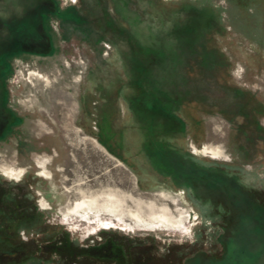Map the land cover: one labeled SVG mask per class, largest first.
Wrapping results in <instances>:
<instances>
[{
    "label": "rangeland",
    "instance_id": "1",
    "mask_svg": "<svg viewBox=\"0 0 264 264\" xmlns=\"http://www.w3.org/2000/svg\"><path fill=\"white\" fill-rule=\"evenodd\" d=\"M0 264H264V0H0Z\"/></svg>",
    "mask_w": 264,
    "mask_h": 264
},
{
    "label": "bare ground",
    "instance_id": "2",
    "mask_svg": "<svg viewBox=\"0 0 264 264\" xmlns=\"http://www.w3.org/2000/svg\"><path fill=\"white\" fill-rule=\"evenodd\" d=\"M7 174H9V173H7ZM42 175L45 177V176H47V173L44 172V173H42ZM94 200L95 199H93V200L92 199H90V200H82L80 202H77L75 207H76V209H78V208H82V207H85V206H89L88 204H86L87 201L88 202L91 201L92 203H95ZM154 205H155V203H154ZM151 208H153V207H151ZM115 212H113V214L111 213L112 214L111 216L116 217L118 215V213H115ZM88 214H89V212H88ZM169 214H170V212H166V214L164 212H159V213L158 212L157 213L154 212V215H153L154 217L153 218H157L158 220L154 219L153 220V224H154V222H156V224H159V222H162L163 224H161V226H167V228H171V229H181L182 231L185 232L186 226H185V222H183L184 221V216L179 212L177 214L178 216L172 218V220L175 219V220H173L174 223L172 224ZM136 217H138V216H136ZM89 218L91 219L93 217L89 216ZM96 219H97L96 221L100 220V218H96ZM159 220H161V221H159ZM106 224H107L106 227H109V226L112 225V221L111 222H106ZM154 226H156V225H154ZM156 227H158V226H156Z\"/></svg>",
    "mask_w": 264,
    "mask_h": 264
},
{
    "label": "flooded vegetation",
    "instance_id": "3",
    "mask_svg": "<svg viewBox=\"0 0 264 264\" xmlns=\"http://www.w3.org/2000/svg\"><path fill=\"white\" fill-rule=\"evenodd\" d=\"M48 37H51V36L49 35ZM50 44H51V42H50Z\"/></svg>",
    "mask_w": 264,
    "mask_h": 264
}]
</instances>
